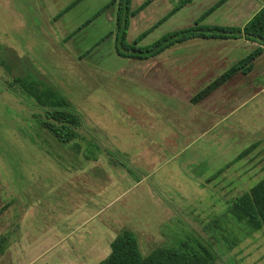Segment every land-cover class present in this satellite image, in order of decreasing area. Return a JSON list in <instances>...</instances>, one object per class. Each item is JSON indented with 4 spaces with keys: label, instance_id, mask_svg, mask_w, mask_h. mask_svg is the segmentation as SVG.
Masks as SVG:
<instances>
[{
    "label": "rangeland",
    "instance_id": "rangeland-1",
    "mask_svg": "<svg viewBox=\"0 0 264 264\" xmlns=\"http://www.w3.org/2000/svg\"><path fill=\"white\" fill-rule=\"evenodd\" d=\"M73 1L0 0V215L11 233L5 260L99 264L127 228L142 255L199 239L215 249L214 264H264V227L229 249L228 235L213 222L264 177V95L254 93L264 87V53L251 72L234 75L209 97L221 104L216 117L189 99L253 44L196 39L151 61L123 58L115 35L106 36L115 33L111 10L96 16L112 0H80L58 17ZM144 1L131 0L130 9ZM181 1L152 0L130 18L126 43L144 48L191 27L218 0L186 3L133 45ZM263 5L227 0L200 25L242 27ZM26 75L76 107L100 151L87 154L80 140L76 148L62 145L37 125L35 103L8 90ZM248 147L247 156L218 173Z\"/></svg>",
    "mask_w": 264,
    "mask_h": 264
},
{
    "label": "trees",
    "instance_id": "trees-1",
    "mask_svg": "<svg viewBox=\"0 0 264 264\" xmlns=\"http://www.w3.org/2000/svg\"><path fill=\"white\" fill-rule=\"evenodd\" d=\"M76 0L60 12L61 16L77 3ZM149 1V0H148ZM144 2L137 9L131 10V0H112L109 5L116 4L115 14V52L123 58L134 60H146L155 57L174 45L181 44L193 39H244L255 42L258 46L244 58L234 63L228 70L214 79L211 83L190 98L192 104H197L207 98L212 92L223 85L229 78L236 74L246 75L252 71L255 59L264 51V5L261 7L243 27L215 26L205 27L200 22L205 19L218 6L226 0H219L207 9L195 21L191 27L167 33L154 43L144 47L135 48L126 43V33L130 18L141 11L148 3ZM192 0H182L176 4L169 13L152 27L141 33L134 41L136 46L139 41L152 29L156 28L168 17L173 15L186 3ZM111 33L109 34V36ZM8 90L21 98L32 100L39 112L34 114L37 125L46 130L60 144L79 147L80 141H86L87 154L92 156L91 151H100L99 146L93 141L92 134L83 128L82 116L76 107L58 90L38 82L31 75L15 77L8 84ZM81 130L88 132L91 137L86 140ZM33 141V140H32ZM251 147H255L253 144ZM251 147L245 148L228 162L218 173H222L230 165L247 156ZM93 148V150L91 149ZM106 155L110 158L112 151L104 147ZM87 155V156H89ZM109 158V159H110ZM213 222L218 225L219 231L228 235V248L238 245L243 239L252 233L260 231L264 227V177L250 189L237 196L225 209L222 215L214 217ZM223 237V236H222ZM4 237L0 238V253L4 250ZM225 242V238L223 237ZM217 254L213 246L199 239L178 241L176 245H162L152 249L147 255H142L135 234L127 228L121 229L120 233L110 243V253L99 264H214Z\"/></svg>",
    "mask_w": 264,
    "mask_h": 264
},
{
    "label": "crops",
    "instance_id": "crops-1",
    "mask_svg": "<svg viewBox=\"0 0 264 264\" xmlns=\"http://www.w3.org/2000/svg\"><path fill=\"white\" fill-rule=\"evenodd\" d=\"M79 1H80V0H79ZM146 1H148V0H146ZM146 1H144V2H146ZM218 1H219V0H218ZM226 1H227V0H226ZM226 1H225V2H226ZM73 2H74V1H73ZM73 2H72V3H73ZM144 2H143V3H144ZM151 2H152V0H149L148 3H147V5H146L144 8H146ZM216 2H217V1H216ZM216 2H215V3H216ZM225 2H224V3H225ZM72 3H71V4H72ZM77 3H78V1H77ZM143 3H142V4H143ZM215 3H214V4H215ZM224 3H223V4H224ZM142 4H141V5H142ZM214 4H213V5H214ZM223 4H221V5H223ZM69 5H70V4H69ZM69 5H68V6H69ZM213 5H212V6H213ZM221 5H220V6H221ZM68 6H67V7H68ZM73 6H74V5H73ZM73 6H72V7H73ZM139 6H140V5H139ZM139 6H138V7H139ZM220 6H218V7H220ZM67 7H65V8H67ZM72 7H71V8H72ZM138 7H137V8H138ZM218 7H217V8H218ZM65 8H64V9H65ZM137 8H136V9H137ZM144 8H143V9H144ZM209 8H210V7H209ZM217 8H216V9H217ZM64 9H63V10H64ZM143 9H142V10H143ZM216 9H215V10H216ZM63 10H62V11H63ZM68 10H69V9H68ZM68 10H67V11H68ZM107 10H111L110 18L113 19V20L115 21V14H116V4H115V3L112 4V5H109V6H108V5L104 6V7H103V8L97 13L96 16H98L100 13H102V12H104V11H107ZM142 10H141V11H142ZM170 10H171V9H170ZM170 10H169V11H170ZM215 10H214V11H215ZM62 11H61V12H62ZM169 11H168L164 16H166V15L169 13ZM139 12H140V11H139ZM139 12H138V13H139ZM204 12H205V11H204ZM204 12H203V13H204ZM138 13H137V14H138ZM211 13H212V12H211ZM137 14H136V15H137ZM57 15H58V14H57ZM164 16H163V17H164ZM171 16H172V15H171ZM171 16H170V17H171ZM163 17H162V18H163ZM170 17H168L166 20H168ZM162 18H160L159 20H161ZM159 20H158V21H159ZM166 20H165V21H166ZM158 21H157V22H158ZM157 22H156V23H157ZM163 22H164V21H163ZM163 22H162V23H163ZM162 23H161V24H162ZM161 24H160V25H161ZM158 26H159V25H158ZM158 26H157V27H158ZM243 26H244V25H243ZM243 26H242V27H243ZM151 27H152V26H151ZM157 27H156V28H157ZM153 30H154V28L152 29V31H153ZM145 31H146V30H145ZM152 31H150V32H152ZM150 32H149V33H150ZM110 33H111L110 36L114 35V32L111 31V32H109L106 36H107V37H110V36H109ZM142 33H143V32H142ZM149 33H148V34H149ZM60 34H61V31H60ZM68 35H69V34H68ZM65 36H66V34H65ZM145 36H146V35H145ZM145 36H144V37H145ZM144 37H143V38H144ZM70 38H71V34H70ZM143 38H142V39H143ZM142 39H141L140 41H142ZM195 40H196V39H193V40H190V41H195ZM216 40H217V39H216ZM228 40H230V39H228ZM243 40H244V39H243ZM140 41H139V42H140ZM244 41H245L246 43H251V44H253L254 49L258 46V44L255 43V42H250V41H246V40H244ZM187 42H188V41H187ZM184 43H185V42H184ZM181 44H182V43H181ZM178 45H179V44H178ZM263 53H264V51H263ZM263 53H262V54H263ZM262 54H261V55H262ZM261 55H259V56H261ZM259 56H258V57H259ZM155 57H158V55L155 56ZM258 57H257V58H258ZM147 60H150V61H151V60H154V57L149 58V59H146V61H147ZM255 60H256V59H255ZM254 62H255V61H254ZM153 65H154V63H153ZM154 78H156L159 82H163V80L165 79L163 75H160V74H159V72H156V75H155ZM174 83H176V82H174ZM174 83H173V84H174ZM169 85H170V87H171L172 82H171V84H169ZM171 88H173V87H171ZM216 90H217V89H216ZM216 90H215L214 92H212L207 98H205L204 100H202L201 102H199V103H197V104H199V106L202 107V111H204V112H208V113H206V114H212V115L218 117V116L222 115V113H223V112H221V106H220L221 104H220V103L218 104V103H216L215 100H211V99L209 98V97H211V95H213V93L216 92ZM261 90H262V91H261ZM258 91H259V92H258ZM256 92H257L258 95H260V94H263V95H264V87H263L262 89L259 88L257 91H254V93H256ZM189 102H190V99H189ZM210 102H211V103H210ZM207 103H209V105H206ZM197 104H193V105H197ZM219 111H220V112H219ZM204 117L207 118V120L210 119V118H209L208 116H206V115H204ZM262 131H263L262 134H263V136H264V127L262 128ZM262 141H263V142L259 145V147H260L261 149H264V137H263V140H262ZM256 143H257V142H256ZM256 143H254L255 147H257V145L259 144V142H258L257 144H256ZM9 201H10V200H9ZM11 203H12V202H11ZM5 205H7V204H5ZM10 206H11V204H10ZM0 214H1V213H0ZM2 221H3V220L1 219V215H0V238H1V237H4V238H5V241H4V243H3V248H4V250L0 253V261L2 260L1 263H3V264H8V262L10 261V258L7 257V259L5 260V257H6V253L9 252V250H10V248H11V246L7 245L8 242H9V240H10L11 233L8 232V230H7L6 228H4V225H2ZM11 232H12V231H11ZM4 260H5V262H4Z\"/></svg>",
    "mask_w": 264,
    "mask_h": 264
}]
</instances>
